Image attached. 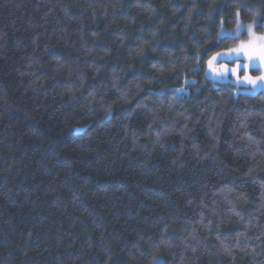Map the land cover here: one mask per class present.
Masks as SVG:
<instances>
[{
    "label": "trees",
    "instance_id": "trees-1",
    "mask_svg": "<svg viewBox=\"0 0 264 264\" xmlns=\"http://www.w3.org/2000/svg\"><path fill=\"white\" fill-rule=\"evenodd\" d=\"M238 8L0 0V264H264V90L205 76Z\"/></svg>",
    "mask_w": 264,
    "mask_h": 264
},
{
    "label": "snow or ice",
    "instance_id": "snow-or-ice-1",
    "mask_svg": "<svg viewBox=\"0 0 264 264\" xmlns=\"http://www.w3.org/2000/svg\"><path fill=\"white\" fill-rule=\"evenodd\" d=\"M249 10L253 13L250 22L246 23L241 19V12L238 8L234 14L235 28L227 31L221 27V30L216 33L218 42L232 40L236 43L232 47L214 53L207 60V71H205L206 77L211 73L215 78L227 79L229 88L234 87L236 95H250L255 94L258 90H264V31H257L258 28L264 29V23H261L264 20V13L258 9ZM210 11L215 12L216 8L213 7ZM242 35H245L244 39H240ZM223 57L239 62L232 67L227 64L217 67V60ZM197 59L199 60L200 57ZM250 69L257 70L259 74L251 75ZM196 70H198V65L188 71ZM241 72L244 74L240 75ZM153 264H158V262L154 260Z\"/></svg>",
    "mask_w": 264,
    "mask_h": 264
},
{
    "label": "rangeland",
    "instance_id": "rangeland-1",
    "mask_svg": "<svg viewBox=\"0 0 264 264\" xmlns=\"http://www.w3.org/2000/svg\"><path fill=\"white\" fill-rule=\"evenodd\" d=\"M250 22V21H249ZM247 23V22H246ZM261 23H264V20H262L261 21ZM235 28V26L232 28V29H228L227 31H231V30H233ZM226 30V29H225ZM257 31L258 32H260V31H264V29H257ZM246 35V34H245ZM245 35H244V37L242 38V39H244L245 38ZM239 61H236V60H234V59H230V58H228V57H223V58H219L218 60H217V62H216V66L217 67H219V65H221V64H227V65H229V67H232V66H234L236 63H238ZM250 71V74L251 75H258L259 74V72L257 71V70H255V69H250L249 70ZM244 73L243 72H241L240 73V75H243ZM208 77L209 78H213V79H215V80H221V81H227L228 82V80L227 79H219V78H215L211 73H209L208 74Z\"/></svg>",
    "mask_w": 264,
    "mask_h": 264
}]
</instances>
